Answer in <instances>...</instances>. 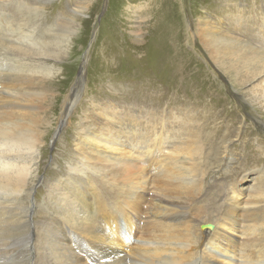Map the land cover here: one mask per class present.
<instances>
[{"label": "bare ground", "instance_id": "6f19581e", "mask_svg": "<svg viewBox=\"0 0 264 264\" xmlns=\"http://www.w3.org/2000/svg\"><path fill=\"white\" fill-rule=\"evenodd\" d=\"M17 1L0 0V194L9 190L6 193L14 195L13 199L0 198V260L8 253L4 249L19 251L23 242L28 250L31 239H37L33 247L38 258L34 264H264V202L243 197L238 187L218 202L214 196L219 191L216 187L208 189L205 171L197 166L200 162L195 163L200 150L188 145L193 140L175 138L168 132L165 135L164 125L157 129L151 121L124 123L119 109L109 105L97 104L94 111L83 110V124L77 128L79 137L74 144L77 163L73 161L61 178H53L46 185L44 202L35 203L31 209L29 197L34 187L27 194L26 204L19 201L18 194L39 165L44 138L33 121L43 110L48 94L38 75L9 73L23 69L22 61H15L7 74L5 68L8 61L14 65L9 58L12 53L29 59L35 69L47 67L50 62L56 75L59 70L55 73L54 67L70 50V42L58 52L53 51L54 41L51 42L56 38L53 29H46L49 41L38 40L35 30L17 35L8 11L10 4L21 2ZM175 1L185 17L184 0ZM261 1L259 43L250 42L246 32L247 36H240L239 30L247 29L243 19L235 20L236 27L235 22L222 24L221 19H213L208 13L195 15L190 34L185 33V37L201 43L207 59L227 76L262 121L264 0ZM231 29L237 31L230 32ZM171 31L177 33L176 28L167 33ZM157 57L154 54L150 59ZM172 58H165L166 81L171 83L180 66ZM30 82L32 86L23 87ZM81 87L79 83L77 91ZM38 96L43 99L38 100ZM148 116L156 117L150 113ZM152 128L155 135L149 137ZM224 160L227 167L232 162L231 157ZM260 190L259 195L263 192ZM39 211L44 213V219L31 227L28 216ZM135 224L141 231L135 229ZM9 226L15 231L10 233L18 237L10 235L11 243L4 236ZM134 229V244L127 245L124 233L132 234ZM26 263L27 260L20 262Z\"/></svg>", "mask_w": 264, "mask_h": 264}, {"label": "rangeland", "instance_id": "374dc122", "mask_svg": "<svg viewBox=\"0 0 264 264\" xmlns=\"http://www.w3.org/2000/svg\"><path fill=\"white\" fill-rule=\"evenodd\" d=\"M261 3V0H184L185 17L175 0H21L15 6L10 4L12 29L17 35L35 30L39 34L38 40L49 41L46 29H53L56 38L53 37L51 42L54 41L53 51L58 52L70 42V50L54 67L55 73L59 70L56 75H53L50 62L47 67L35 69L29 59L12 53L9 58L14 65L8 61L5 68L7 74L15 61H22L23 69L9 73L12 76L18 73L38 75L48 94L43 101V110L33 121L34 128L39 129L44 138L39 165L34 168L37 170L33 171L26 188L18 194L19 201L26 204L27 194L34 187L29 197L31 209L35 203H43L46 185L61 178L73 161L77 163L78 159L73 155L74 144L79 137L77 128L83 124V110L94 111L93 106L98 104L118 108L124 123L141 121L147 124L151 121L157 129L164 125L162 132L165 135L168 132L175 138L193 140L188 145L200 150L194 158L195 163L202 165L196 163L205 171L208 189L216 187L219 191L214 196L218 202H222L235 187L242 190L243 197L254 198V201L259 198L264 202V114L261 121L259 113L246 105L227 76L207 59L201 43L185 37L195 15L208 13L209 17L219 18L226 25L243 19L247 29L239 30L240 36L248 33L250 42L259 43L263 21ZM175 28L177 33H167ZM17 35L14 42H17ZM154 54L159 57L150 59ZM165 58L180 64L172 83L166 81ZM79 83L82 87L77 91ZM32 85L30 82L23 87ZM37 98L41 100L43 96ZM149 113L156 117L149 119ZM153 128L149 137L155 135ZM226 156L232 158L228 167L223 165ZM259 190L263 195H259ZM6 192L11 191L0 194V198H14ZM8 211H12V206ZM38 213L32 212L28 216L27 224L31 227L44 219V213ZM261 217L264 221V212ZM53 220L57 223L58 219ZM137 226L135 224V229L141 231ZM12 228L6 227L4 232L9 243L13 237L18 238ZM135 229L132 234L130 231L124 233L127 245L134 244ZM36 241L31 239L28 250L23 242L19 251L4 249L8 253L1 258V264H20L22 260L34 264L38 258L34 248ZM262 244L260 242L258 249Z\"/></svg>", "mask_w": 264, "mask_h": 264}]
</instances>
